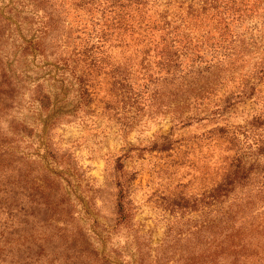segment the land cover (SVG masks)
<instances>
[{"label":"rangeland","instance_id":"obj_1","mask_svg":"<svg viewBox=\"0 0 264 264\" xmlns=\"http://www.w3.org/2000/svg\"><path fill=\"white\" fill-rule=\"evenodd\" d=\"M40 2L0 0V75L5 64L16 83L13 96L0 90V142L20 161L0 174V264L184 263L187 196L215 187L225 164V146L209 132L264 112V76L257 77L253 98L236 105L226 121L203 111L213 105L199 110L184 105L186 96L176 101L164 84L135 104L113 91L108 69L75 68L77 31L89 15L69 0ZM49 24L53 32L42 51L27 50L25 40L41 37ZM261 33L256 38L264 40ZM258 58L249 56L246 70ZM109 61L125 57L115 50ZM82 76L89 104L77 91ZM234 90L223 88L214 99ZM42 93L50 108L42 107ZM127 178H134L129 217L121 218L118 185Z\"/></svg>","mask_w":264,"mask_h":264},{"label":"trees","instance_id":"obj_2","mask_svg":"<svg viewBox=\"0 0 264 264\" xmlns=\"http://www.w3.org/2000/svg\"><path fill=\"white\" fill-rule=\"evenodd\" d=\"M69 2L79 13L89 15V23L77 31L75 68L108 69L113 91L135 104L142 103L145 94L150 96V89L164 84L176 101L186 96L184 105L199 110L213 105V111H203L226 121L236 105L253 98L257 77L264 76V40L256 38L264 29V0ZM40 3L51 5V0ZM52 26L46 27L47 32L41 30V37L25 40L26 49L42 51ZM115 50L125 57L124 63L109 61ZM259 53H263L260 58ZM251 55L258 61L246 70ZM0 58L3 61L1 53ZM69 66L66 60L59 74L65 77ZM1 71L0 90L13 96L16 83L5 64ZM139 81L143 90L137 87ZM88 82L82 76L76 84L86 104L92 102ZM230 86L235 90L214 99ZM39 98L43 108H50L48 95L42 93ZM244 122L209 132L225 146V164L215 187L187 196V261L182 264H264V112L254 111ZM16 162L20 161L10 153L7 141L0 142V174L12 172L9 168ZM134 178L118 185L121 218L129 217L128 186Z\"/></svg>","mask_w":264,"mask_h":264}]
</instances>
